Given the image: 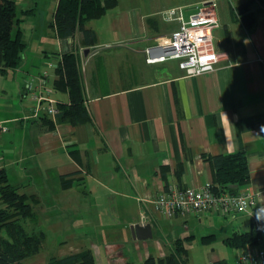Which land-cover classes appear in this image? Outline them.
Wrapping results in <instances>:
<instances>
[{"label":"crops","instance_id":"crops-1","mask_svg":"<svg viewBox=\"0 0 264 264\" xmlns=\"http://www.w3.org/2000/svg\"><path fill=\"white\" fill-rule=\"evenodd\" d=\"M13 1L12 33L19 32L25 48L20 66L0 70V171L10 186L33 195L36 208L43 199L51 208L96 209L94 232L100 241H114L105 249L88 246L98 264L123 263L116 244L122 241L155 242L152 259L173 255L180 264H234L252 246L226 240L254 229L262 235L254 247L264 248V0H214L218 61L213 71L193 76L178 60L146 62L144 50L179 27L166 19L169 10L185 17L211 0H114L86 23L96 35L89 46L81 32L59 37L51 26L59 0ZM244 3L253 18L249 27L235 9ZM72 52L89 116L77 125L57 122L43 109L49 102L37 99H51L57 112L59 102L70 104L69 93L54 83L62 56ZM234 152L245 154V187L257 194L251 214L212 210L167 219L155 213L151 201L166 186L212 183L213 169L203 156ZM27 223L28 229L39 227ZM136 224H149L150 232L133 235Z\"/></svg>","mask_w":264,"mask_h":264},{"label":"trees","instance_id":"trees-1","mask_svg":"<svg viewBox=\"0 0 264 264\" xmlns=\"http://www.w3.org/2000/svg\"><path fill=\"white\" fill-rule=\"evenodd\" d=\"M114 4V0H59L52 27L59 37H72L81 32L83 44L93 45L95 32L86 28V23L104 15ZM245 26L253 24L248 3L235 7ZM16 4L13 0H0V70L6 72L20 66L25 43L19 36L14 37ZM57 67L58 79L54 83L57 91L69 93L70 104L58 103L55 115L57 122L72 125L89 121L83 106V94L77 53L62 56ZM52 126V124H51ZM213 169L212 187L215 192L237 193L250 180L247 159L244 153L234 152L214 156H203ZM37 199L33 195L19 192L10 186L6 174L0 171V264H22L23 260L36 255L42 247L45 233L38 228L28 229L27 222L37 223L34 206ZM226 242L234 247L255 246L262 242L257 230L235 234ZM179 246L180 242L176 243ZM153 264V259L146 261ZM47 264H98L90 250H82L61 257L50 258ZM148 264V263H147ZM158 264H180L175 256L160 259Z\"/></svg>","mask_w":264,"mask_h":264},{"label":"built area","instance_id":"built-area-1","mask_svg":"<svg viewBox=\"0 0 264 264\" xmlns=\"http://www.w3.org/2000/svg\"><path fill=\"white\" fill-rule=\"evenodd\" d=\"M167 20L179 23L168 38L156 40L155 44L145 48V59L148 63H158L167 60H178L179 67L188 76H193L214 70L218 56L213 49V32L218 27L216 17V2L214 0L202 3L185 19L180 9H171L166 13ZM29 82L28 88L32 89ZM42 92H46L43 91ZM40 95L37 99L49 102L43 109L54 115L57 110L51 105V99ZM3 131L5 127L1 126ZM154 211L163 218L175 215H198L208 211H218L221 214L241 211L251 214L257 204V194L248 187L237 193L215 192L211 183L202 187L179 188L168 185L155 199L151 201ZM145 217L142 218V220ZM206 264H214L212 262ZM234 264H264V248L248 247L238 253Z\"/></svg>","mask_w":264,"mask_h":264},{"label":"rangeland","instance_id":"rangeland-1","mask_svg":"<svg viewBox=\"0 0 264 264\" xmlns=\"http://www.w3.org/2000/svg\"><path fill=\"white\" fill-rule=\"evenodd\" d=\"M188 16L189 14L184 18L188 19ZM160 39L163 40V37H158L157 40ZM40 69L34 68L32 73L37 75ZM75 196L77 195L74 194L73 197ZM34 210L36 215L38 214V230L41 229L45 233V238L39 252L27 258L25 264H47L50 258L70 253L71 248L74 250L76 247H80L82 248L81 250H89L88 246H97L105 249L107 248L105 247L106 244L114 243V241L108 242V240L105 242L100 241L97 233L94 232L96 229L98 230L96 225V209L89 211L90 214L94 216L93 217L89 213H85V210L69 211L65 206L61 208H51L50 205L42 199L41 204L38 205L37 208L34 207ZM156 238L158 239V244L163 246V238L161 236ZM154 243L141 241L135 243L131 241L117 242L116 244L122 246L119 254L124 257L125 260L121 264H152L151 261L147 263L146 261L152 258L148 252H152ZM63 250L68 251L63 253ZM153 259L154 264H158V258ZM96 262L98 263L99 261L97 260Z\"/></svg>","mask_w":264,"mask_h":264},{"label":"water","instance_id":"water-1","mask_svg":"<svg viewBox=\"0 0 264 264\" xmlns=\"http://www.w3.org/2000/svg\"><path fill=\"white\" fill-rule=\"evenodd\" d=\"M131 231H132L133 235H135V233H136V235H138L140 232H143V231L150 232V226H149V224H147V225L136 224V225L131 227Z\"/></svg>","mask_w":264,"mask_h":264}]
</instances>
